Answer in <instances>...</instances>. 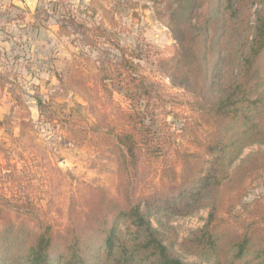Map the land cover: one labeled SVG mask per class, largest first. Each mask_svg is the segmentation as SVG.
<instances>
[{"label":"rangeland","instance_id":"rangeland-1","mask_svg":"<svg viewBox=\"0 0 264 264\" xmlns=\"http://www.w3.org/2000/svg\"><path fill=\"white\" fill-rule=\"evenodd\" d=\"M218 1L210 0L198 11L212 15ZM0 3H6L0 6V207L14 220L1 228L3 234L37 231L46 218L60 228L77 226L92 203L104 197L117 200L118 152L112 142L114 129L125 125L122 110L138 109L160 149L145 183L156 179L164 154L165 159L177 157L176 151L182 155L195 138H207L208 128L199 122L201 99L184 81H173L158 67L161 59L178 52L179 24L195 6L194 0ZM257 7H252V18ZM124 50L127 57L135 56L132 60L150 99L133 87L130 81L135 77L119 76L117 63ZM39 100L46 105V116ZM74 121L86 130V137L80 133L74 140L67 130ZM190 145L193 156L196 149ZM260 150L264 145L247 147L234 166ZM262 197L260 172L248 178L234 213L244 215ZM26 201L29 209L19 206ZM207 216L208 209H202L185 217L156 214L152 220L155 227L162 225L167 242L175 232L174 251L184 261L212 264L178 245L203 227Z\"/></svg>","mask_w":264,"mask_h":264},{"label":"trees","instance_id":"trees-1","mask_svg":"<svg viewBox=\"0 0 264 264\" xmlns=\"http://www.w3.org/2000/svg\"><path fill=\"white\" fill-rule=\"evenodd\" d=\"M194 1L179 24L178 52L161 59L158 67L201 99L199 122L208 128L207 138H195L182 155L176 151L177 157L165 159L164 154L156 179L145 183L160 149L138 109L122 110L125 125L114 129L112 142L118 152L117 200L104 197L92 203L77 226L60 228L46 218L37 231L13 236L1 230L14 221L1 206L0 264H199L178 256L175 232L167 242L162 225L155 227L152 219L156 214L185 217L202 209H208L206 222L181 240L183 252L212 264H264V197L254 200L244 215L233 210L248 178L264 174V150L234 166L244 149L264 145V0H219L212 15L198 11L210 0ZM122 52L119 76L135 77L133 87L150 99L135 56ZM38 104L46 116L45 103ZM67 130L74 140L80 133L87 136L76 121ZM190 144L196 149L193 156ZM28 204L19 206L29 209Z\"/></svg>","mask_w":264,"mask_h":264},{"label":"crops","instance_id":"crops-1","mask_svg":"<svg viewBox=\"0 0 264 264\" xmlns=\"http://www.w3.org/2000/svg\"><path fill=\"white\" fill-rule=\"evenodd\" d=\"M6 3H0V6H5Z\"/></svg>","mask_w":264,"mask_h":264}]
</instances>
